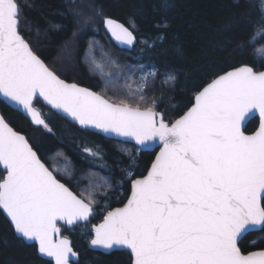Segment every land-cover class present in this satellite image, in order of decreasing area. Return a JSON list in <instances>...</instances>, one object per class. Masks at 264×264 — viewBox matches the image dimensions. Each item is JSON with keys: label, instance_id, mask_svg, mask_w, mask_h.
Returning <instances> with one entry per match:
<instances>
[{"label": "snow or ice", "instance_id": "6c2138e0", "mask_svg": "<svg viewBox=\"0 0 264 264\" xmlns=\"http://www.w3.org/2000/svg\"><path fill=\"white\" fill-rule=\"evenodd\" d=\"M20 23L18 0H0V96L49 133L53 129L33 106L37 98L82 129L134 141L137 151L161 145L148 174L132 180L127 203L93 225V247L130 249L134 264H264V250L245 254L238 246L247 233L264 231V71L242 65L217 75L169 124L153 106L113 103L61 79L21 35ZM104 23L117 42L134 44L123 24L111 18ZM256 38L254 33L250 43ZM159 75L154 69L144 72L145 88ZM175 80L168 73L163 85L173 87ZM257 114L258 129L245 134L246 121ZM82 151L93 161L103 158L98 147ZM0 165L6 171L0 179V208L15 232L36 242L39 253L55 264H70L76 253L60 236L57 222L87 223L93 193L85 199L70 190L57 178L60 172L71 175L67 160L47 166L3 115Z\"/></svg>", "mask_w": 264, "mask_h": 264}, {"label": "trees", "instance_id": "16d2710c", "mask_svg": "<svg viewBox=\"0 0 264 264\" xmlns=\"http://www.w3.org/2000/svg\"><path fill=\"white\" fill-rule=\"evenodd\" d=\"M18 2L20 33L52 71L67 81L98 92L113 103L123 100L142 108L153 106L155 111L163 113L169 124L191 107L196 93L217 75L241 65L264 70V64L255 54L264 44V31L257 32V26L264 20V0ZM106 17L136 33L138 42L132 51L119 49L106 35L103 29ZM254 33L257 38L250 43ZM55 66L61 70L57 71ZM142 66L160 74L153 77L143 91L136 88V73ZM168 73L175 74L173 87L163 85ZM141 96L144 98L140 99ZM33 106L53 129L52 133L33 125L0 100L5 120L27 137L47 166L52 168L67 160L71 175L57 173L61 182L85 199L91 191L97 204L120 182L122 197L111 201L110 207L122 206L130 194L131 181L146 174L156 151H138L136 162L131 165L137 149L133 144L82 130L39 100H35ZM257 126L255 118L248 124L247 133L254 132ZM84 146L98 147L103 153L102 160L93 161L86 156L82 151ZM128 170L131 180L125 181ZM88 175L100 177L101 181L92 183ZM3 177L0 169V179ZM97 216L94 213L92 223L99 221ZM62 234L72 240L79 255L75 264H132L128 251L95 252L89 249L83 236L65 226H62ZM239 247L244 253L264 250V231L249 233ZM0 264H51L38 256L35 245H27L15 235L1 210Z\"/></svg>", "mask_w": 264, "mask_h": 264}, {"label": "water", "instance_id": "95a60500", "mask_svg": "<svg viewBox=\"0 0 264 264\" xmlns=\"http://www.w3.org/2000/svg\"><path fill=\"white\" fill-rule=\"evenodd\" d=\"M106 18H110V17H106ZM112 20H114V21H116V22H118V23H120V24H123V23H121V22H119V21H117V20H115V19H113V18H111ZM104 20H105V18H104ZM104 20H103V28H104V30H105V32H106V34L109 36V38H110V40L113 42V44L116 46V47H118L119 49H121V50H126V51H132L133 49H134V47L137 45V38H136V36H135V34H134V32L129 28V27H127L125 24H123L126 28H128L130 31H132V33H133V35H134V37H135V42H134V44L133 45H131V46H129V45H125V44H120L119 42H117L116 40H115V38L111 35V33H110V31L107 29V27H106V25H105V23H104ZM46 64V63H45ZM242 66V65H241ZM238 67H240V66H238ZM237 68V67H236ZM233 69H235V68H233ZM233 69H231V70H233ZM231 70H229V71H231ZM259 71H264V70H259ZM222 75V74H221ZM61 79H63L62 77H60ZM65 80V79H64ZM66 82H69V83H75V82H70V81H67V80H65ZM210 83V82H209ZM77 85H79L78 83H76ZM79 86H81V87H84V88H88V87H85V86H82V85H79ZM89 90H91V91H93V92H95L96 94H98V95H101V94H99L98 92H96V91H94V90H92V89H90V88H88ZM202 90V89H201ZM102 96V95H101ZM38 100H40L42 103H43V105H45L46 107H48L49 109H51L52 111H54L55 113H57L54 109H52L45 101H43V99L42 98H37ZM0 100L1 101H4L5 103H6V105L8 106V107H10L11 109H13V110H15V111H18L19 113H21L23 116H25L33 125H35L34 124V122L30 119V117L28 116V115H26L25 113H24V111L22 110V109H18V108H16L14 105H12V104H10L7 100H5L2 96H0ZM35 101V100H34ZM34 101H33V103H34ZM111 102V101H110ZM192 106V105H191ZM39 111V110H38ZM188 111V110H187ZM186 111V112H187ZM160 116H162L163 118H164V120H165V117H164V115H163V113H161V112H159V111H156ZM185 112V113H186ZM184 113V114H185ZM58 114V113H57ZM184 114H182L181 116H183ZM0 115H2V113H1V109H0ZM58 115H60V116H62V117H64L65 119H67L70 123H72V124H74V125H76L78 128H80V129H82L77 123H75V122H73L70 118H66V116L65 115H63V114H58ZM180 116V117H181ZM180 117H178L177 119H179ZM255 118H257L258 119V126H257V128H256V130L258 129V127H259V123H260V121H259V117H258V114H257V116L255 117ZM255 118H253V119H255ZM5 119V118H4ZM177 119H175V120H177ZM253 119H251V120H248V121H246V123H245V126H244V131H245V134H252V133H247V126H248V124L250 123V121H252ZM174 120V121H175ZM7 122V121H6ZM165 122L166 123H168L166 120H165ZM10 125V124H9ZM11 126V125H10ZM36 126V125H35ZM12 127V126H11ZM13 128V127H12ZM14 129V128H13ZM15 130V129H14ZM82 130H85V129H82ZM255 130V131H256ZM16 131V130H15ZM87 131H90V132H93V133H95V134H98V135H101V136H103V137H105V138H107V139H111V140H116V141H120V142H123V143H129V144H133L135 147H137V148H139L140 146H138L134 141H132V140H130V139H127V138H123V137H121V138H109V136H107L106 134H102V133H100L99 132V130H87ZM254 131V132H255ZM20 133V132H19ZM20 134H22V133H20ZM22 135H24V134H22ZM25 136V135H24ZM26 137V136H25ZM27 138V137H26ZM160 148H161V145H159V144H156L155 146H153L152 148H144V149H141L140 151L141 152H154V151H156V154H155V156H154V159H153V161L155 160V158H156V156L159 154V151H160ZM153 161L151 162V165H152V163H153ZM151 165H150V167H149V169L147 170V172H146V174L144 175V176H146L147 174H148V171L150 170V168H151ZM0 169L4 172V176H6V171H5V169L3 168V166L2 165H0ZM144 176H142V177H140V178H143ZM136 179H139V178H136ZM67 186V185H66ZM68 187V186H67ZM71 190V189H70ZM131 191H132V181H131V183H130V194H129V196H128V198L131 196ZM127 198V199H128ZM127 203V200L125 201V203L122 205V206H119V207H115V208H121V207H123L125 204ZM115 208H113V209H115ZM113 209H111V210H113ZM0 210L2 211V213H3V215L5 216V218L9 221V223L11 224V226H12V228H13V231H14V233H15V235L18 237V238H20L19 236H18V234L15 232V230H14V226H13V224L11 223V221H10V218L7 216V213L2 209V208H0ZM110 210V211H111ZM93 213H94V210H93ZM93 216V215H92ZM92 216L89 218V221L91 220V218H92ZM104 220V219H103ZM103 220L101 221V222H99L98 224H96V225H99L100 223H102L103 222ZM88 221V222H89ZM79 224H84V223H79ZM60 225H62V226H66V228H68V229H71L72 227H74V226H67L63 221H58L57 222V226L58 227H60V229H61V232H60V236L61 237H63V238H66V239H68L69 241H70V243H71V246H72V240L69 238V237H67V236H63L62 235V228H61V226ZM78 225V224H77ZM76 226V225H75ZM255 232H260V230H255V231H251V232H249V233H255ZM249 233H247L246 235H248ZM245 235V236H246ZM93 236H94V232L92 231V238H93ZM244 236V237H245ZM243 237V238H244ZM242 238V239H243ZM25 244H27V245H35L36 246V248H37V253H38V256L41 258V259H43V260H46V261H48V262H50L51 264H55V262H54V259L53 258H51V257H47V256H45V255H43V254H41V253H39V251H38V246H37V244H36V242H29V241H26V240H24L23 238H20ZM242 239L241 240H239L238 241V246H239V243L242 241ZM88 247H89V249L90 250H92V251H95V252H100V253H103V254H111V253H113V252H118V251H128L129 252V254L131 255V257H132V264H134V257H133V255H132V253H131V250L130 249H127V248H114V249H112V250H108V249H103V248H97V247H93L91 244H90V242H89V244H88ZM72 249H73V251L76 253V256H72V257H70V264H75V263H77L78 261H79V255H78V253L74 250V248H73V246H72ZM242 251V250H241ZM257 251H260V250H257ZM251 252H253V251H251ZM245 254H247V253H245Z\"/></svg>", "mask_w": 264, "mask_h": 264}, {"label": "rangeland", "instance_id": "374dc122", "mask_svg": "<svg viewBox=\"0 0 264 264\" xmlns=\"http://www.w3.org/2000/svg\"><path fill=\"white\" fill-rule=\"evenodd\" d=\"M255 54H256V58L259 61H262V63L264 64V44L260 45L256 49ZM55 68H57L56 69L57 71L61 70V69H59L58 66H55ZM146 71H148V69L142 66L137 71V73H136V78H137L136 88L138 90H142L145 87V82L142 79V75ZM137 149H136L135 155L134 154L132 155V158H131L132 159V162H131V164L132 163L135 164V162H136V159H135L136 157L135 156H136V154L138 152ZM128 173H131V171L128 170L127 171V174H125V176H124L125 177V181L126 180H130L129 179V176H128ZM87 178H89L92 183L101 181V178L100 177L96 178L95 176L88 175ZM122 194H123V192H122V184L119 182V183L115 184V188H114V191L113 192L107 193V195L102 198L100 204H97L96 202L93 204V206H94L93 209L95 210V213L98 214L97 218H99V221L97 223H99L103 219L104 214L108 210L111 209V207H110L111 201H113V200H119L122 197ZM100 197H102V196H100ZM97 223H92L90 221L88 223L79 224V225L76 226L77 228L71 229V231L78 233V235H80V236H83L87 240V243L89 244L90 240L92 239V227H93V225H95ZM117 264H120V263H117Z\"/></svg>", "mask_w": 264, "mask_h": 264}, {"label": "bare ground", "instance_id": "6f19581e", "mask_svg": "<svg viewBox=\"0 0 264 264\" xmlns=\"http://www.w3.org/2000/svg\"><path fill=\"white\" fill-rule=\"evenodd\" d=\"M104 29V28H103ZM132 30V29H131ZM105 31V30H104ZM133 31V30H132ZM134 32V31H133ZM106 33V32H105ZM134 34H135V36H136V38H137V35H136V33L134 32ZM107 35V34H106ZM108 36V35H107ZM109 37V36H108ZM137 42H138V38H137ZM131 165H134L133 163L131 164Z\"/></svg>", "mask_w": 264, "mask_h": 264}]
</instances>
